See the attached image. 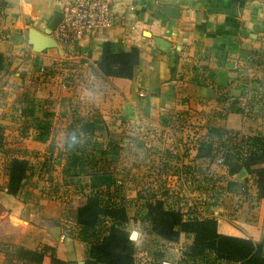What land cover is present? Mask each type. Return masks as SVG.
Wrapping results in <instances>:
<instances>
[{
  "label": "crops",
  "instance_id": "obj_1",
  "mask_svg": "<svg viewBox=\"0 0 264 264\" xmlns=\"http://www.w3.org/2000/svg\"><path fill=\"white\" fill-rule=\"evenodd\" d=\"M236 9L231 0H119L113 27L93 31L62 52L38 54L29 44L30 31L44 33L60 5L55 0H0V53L8 65L0 74V116L11 114V103L13 109L20 107L14 96L28 93L30 99H50L64 110L65 131L76 114L116 127L123 147L122 176L125 186L136 191L133 199L143 204L140 192L177 179L169 206L186 210L197 202L203 217L218 221L219 234L262 243L264 200L258 199L253 176H230L215 160L201 164L214 172V182L195 190L184 176L178 180L170 173L201 167L185 159L181 140L191 148L207 136L209 126L264 137V0H240ZM105 43L140 49L133 80L99 73ZM236 102L243 114L227 112ZM17 115L23 122L21 109ZM183 116L190 129L175 130L176 118ZM174 141L181 146H172ZM156 142L170 146L163 145L158 155ZM143 154H157L153 165ZM173 155L181 161L169 162ZM161 168L168 171L161 173ZM41 178L31 179L18 196L0 193V264L86 262L87 245L75 220L86 200L70 197L69 192L74 194L63 186V176ZM51 184L63 186L62 194L44 196ZM179 199L182 203L176 204ZM137 229V264H179L194 241L183 234L171 244L152 235L147 224ZM29 253L42 255V261Z\"/></svg>",
  "mask_w": 264,
  "mask_h": 264
},
{
  "label": "trees",
  "instance_id": "obj_2",
  "mask_svg": "<svg viewBox=\"0 0 264 264\" xmlns=\"http://www.w3.org/2000/svg\"><path fill=\"white\" fill-rule=\"evenodd\" d=\"M140 64L139 48L127 51L119 44L105 43L98 70L106 78L133 80ZM7 66L5 55L0 53V74ZM20 109L26 130L34 131L38 142L48 143L52 139L55 114L40 102L27 97L20 101ZM227 112L244 113L237 102L228 107ZM176 119L175 130L190 129L185 116ZM108 129L101 121L86 120L77 114L74 115L64 148L67 161L63 170V184L69 187L74 195H83L86 200V203L78 208L75 218L79 238L87 245L86 264H137V242L128 239L131 232L128 230L131 222L129 207L121 197L126 188L119 169L123 147L107 132L105 140L98 138L99 133L109 131ZM3 140V128L0 126V144H3ZM181 141L186 148L185 159L199 163L201 167L195 166L193 172L190 166L176 171L171 169V176L178 177V180L184 176L187 182L198 190L203 182L211 185L216 177L211 169H204L201 164L213 163L222 157L224 162L216 165L227 170L230 176L243 172L253 176L258 199L264 200V137H241L225 128L209 126L207 136L200 139L195 146L190 148V142ZM192 149L196 151L194 157ZM155 155L147 156L152 165ZM181 158L180 155H173L172 159H168L169 162H178ZM40 166L41 173L51 178L54 167L47 161L39 163L38 168ZM165 169L161 168L160 172H167ZM38 175V169L33 167L28 159L13 158L10 160L8 183L0 190H6L11 196H18L29 184L30 179ZM44 196L50 195L45 193ZM142 198V221L148 225L152 235L171 244L179 243L183 234L193 236V244L183 252L179 264H264V240L262 243H255L252 240L219 234L218 221L203 217L198 211L197 202L186 205L188 210H184L183 207L178 209L169 206L174 198L168 191L161 194L150 192L148 197L145 195ZM181 201L179 199L176 204H181ZM29 254L36 255L39 261H42V255Z\"/></svg>",
  "mask_w": 264,
  "mask_h": 264
},
{
  "label": "rangeland",
  "instance_id": "obj_3",
  "mask_svg": "<svg viewBox=\"0 0 264 264\" xmlns=\"http://www.w3.org/2000/svg\"><path fill=\"white\" fill-rule=\"evenodd\" d=\"M26 94L25 96L24 95L19 96V97L14 96L13 98L16 100L15 102L13 100V102L15 104L17 103V101L20 103V101L23 98L25 97L28 98V96L32 97L29 94L28 96H26ZM0 97H1V94H0ZM3 98H5V96H3ZM38 101L40 102V104H43L47 109H49L51 112L55 114L54 119H53L52 139L48 143L44 144V143L38 142V140H36V133L32 130H26V128L23 125V122L19 120V117L17 115L19 113L20 107H15L13 109L12 108L13 103H11L10 107L7 109V111L10 112L11 114L6 117L4 115L2 117L0 116V126L3 128V138H4L3 144H0V189L5 188L8 183L9 171H10V160L13 158H27L31 162L32 166L38 169L39 179H42L41 177L46 175L43 172L41 173V168H42L41 166L40 168H38L39 163H43L44 161H47L50 163L51 167H54L53 169H55L52 171L51 177H54V179L56 180L58 179V177L62 179V176H63V179H64L63 164L64 162L66 163L67 161L66 151H64L66 149L64 148H65V144L67 143V139H68V131H65V123L67 124V122H66V119L62 116L64 110L59 109L58 104L56 106V104L50 99H42ZM0 109H4V108L0 107ZM7 111H5L4 113L7 114ZM108 130L109 131H104L103 133H99L98 138L101 140H105L106 132H107L111 135V137H113L115 141H117L118 143L121 142V138L119 136V133L117 132L118 129H116V127H111ZM148 141L150 142V138L149 139L147 138V142ZM163 145H169V144L167 142H165L164 144H162L161 142H158L157 144L156 142V147H157L156 149L159 151L158 155L160 154L159 148L163 147ZM171 145L174 147L181 146L176 141L171 143ZM36 147H39L42 150H37L38 148ZM149 147H151V145L148 144V148ZM42 154L43 156H41ZM133 156H135V154ZM146 156L147 155L143 154L140 157H143V160H145ZM157 162L158 164H161L160 159ZM123 163H124V159L121 160L119 169H122ZM121 173H122V170H121ZM176 181L177 179L170 180L169 183L166 181L165 182L166 185L164 184L156 188L147 187V189L140 192L141 196L145 197L146 195L148 197L150 192H153V193L158 192L159 194L164 193L165 191L170 192V190H172L173 188L172 183ZM36 185L37 187H39V184H36ZM56 185L57 184H51V186H47L46 188H44L45 189L43 191L44 194L46 193V195H50V196H53L57 193L62 194L61 189L63 188L64 185L58 186V187H56ZM182 185H183V181H182ZM151 190H154V191H151ZM25 191H26V188H25ZM36 191H40V190L37 188ZM135 192L136 191L134 187L127 186L125 190H123L122 195H121L124 201H126L129 207L130 215H131V222L128 227L129 231L138 230L137 228L141 226L145 227V222L142 221V217H141L142 213H140L144 209V204H142L138 200H135L136 198L133 199V197H131L135 194ZM0 193H3V191L0 190ZM69 194H70V197L71 196L75 197V195H72L71 192H69ZM78 196L83 197V195H78ZM139 198L141 199V197L138 195V199Z\"/></svg>",
  "mask_w": 264,
  "mask_h": 264
},
{
  "label": "built area",
  "instance_id": "obj_4",
  "mask_svg": "<svg viewBox=\"0 0 264 264\" xmlns=\"http://www.w3.org/2000/svg\"><path fill=\"white\" fill-rule=\"evenodd\" d=\"M60 5L62 21L52 37L60 47L74 46L98 29H109L115 23L119 0H55ZM224 159H217L222 164ZM163 264H173L164 262Z\"/></svg>",
  "mask_w": 264,
  "mask_h": 264
},
{
  "label": "water",
  "instance_id": "obj_5",
  "mask_svg": "<svg viewBox=\"0 0 264 264\" xmlns=\"http://www.w3.org/2000/svg\"><path fill=\"white\" fill-rule=\"evenodd\" d=\"M232 5L235 9L238 7L240 0H231ZM237 10V9H236ZM175 14V11L171 9V11ZM62 21L61 12H57L54 18V21L48 26V29L41 33L35 29H32L29 34V44L33 47L35 53H43L49 49H58L62 52V48L58 44V42L52 37L54 31L57 30L59 24ZM81 264H86V262H82Z\"/></svg>",
  "mask_w": 264,
  "mask_h": 264
},
{
  "label": "clouds",
  "instance_id": "obj_6",
  "mask_svg": "<svg viewBox=\"0 0 264 264\" xmlns=\"http://www.w3.org/2000/svg\"><path fill=\"white\" fill-rule=\"evenodd\" d=\"M75 142V137H73V143ZM140 235L141 233L139 231L133 230L129 233L128 239L134 242L140 239Z\"/></svg>",
  "mask_w": 264,
  "mask_h": 264
}]
</instances>
